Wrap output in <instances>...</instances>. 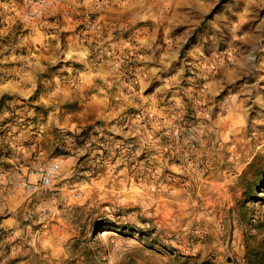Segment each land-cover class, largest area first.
Instances as JSON below:
<instances>
[{
  "label": "rangeland",
  "instance_id": "374dc122",
  "mask_svg": "<svg viewBox=\"0 0 264 264\" xmlns=\"http://www.w3.org/2000/svg\"><path fill=\"white\" fill-rule=\"evenodd\" d=\"M0 264H264V0H0Z\"/></svg>",
  "mask_w": 264,
  "mask_h": 264
},
{
  "label": "built area",
  "instance_id": "2783aa9c",
  "mask_svg": "<svg viewBox=\"0 0 264 264\" xmlns=\"http://www.w3.org/2000/svg\"><path fill=\"white\" fill-rule=\"evenodd\" d=\"M39 180L43 184H49V182H50V171L49 170L46 171L45 174H43L41 177H39Z\"/></svg>",
  "mask_w": 264,
  "mask_h": 264
}]
</instances>
